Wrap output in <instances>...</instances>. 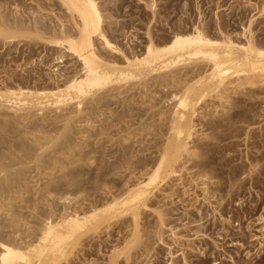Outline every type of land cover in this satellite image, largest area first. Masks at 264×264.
I'll list each match as a JSON object with an SVG mask.
<instances>
[{"label":"bare ground","instance_id":"bare-ground-1","mask_svg":"<svg viewBox=\"0 0 264 264\" xmlns=\"http://www.w3.org/2000/svg\"><path fill=\"white\" fill-rule=\"evenodd\" d=\"M51 1L64 8L68 25L60 16L51 26L42 15L26 22L19 16L7 19L0 10V42L37 39L56 50L55 63L51 60L53 64L44 73L46 77L43 75L49 85L40 86L44 83H38L39 76L33 84H0V264H71V257L76 259L80 247L89 245L94 234L104 230V237L111 236L112 226L122 234L128 221L132 238L124 244L130 247L123 252L112 247L106 258L108 264H120V257L124 264H131V244L145 235L141 230L146 231V226L140 221L146 212L156 217L154 244L166 247L167 264H175L177 255L188 264L183 251L175 254L164 241L163 228L169 224L165 217L178 211L176 197L193 189L191 200L198 206L192 202L190 206L199 219L204 214L201 203L211 213L223 205L219 182L211 181L219 167L213 164L223 151L219 150L222 143L215 141L231 139L239 130L235 124L252 116L253 106L239 105L235 96L242 94L250 100L255 89L264 86V45L255 43L254 21L250 18L235 36L216 21L218 34L211 35L196 0L198 21L186 27L179 19L174 28L168 25L169 35L159 39L152 33L153 26H147L145 39L140 41L125 38L113 12L116 0ZM157 2L149 0L146 5L153 22ZM65 57L72 63L63 65L61 71L58 64ZM144 114L149 118H143ZM132 119L139 120V125L132 127ZM201 124L210 130L201 132L202 137L196 135ZM141 131L145 138L146 134L154 138L152 150L143 145L148 138L146 142L143 136L138 139ZM225 144L230 146L232 141ZM258 157L249 156L252 164H257ZM187 162L194 170L184 178L190 169ZM235 169L227 170L231 174L227 178L233 177ZM174 225L165 229L168 238L178 242L183 235L176 234ZM259 230L264 233V225ZM149 245L144 251L148 257L152 252Z\"/></svg>","mask_w":264,"mask_h":264},{"label":"rangeland","instance_id":"rangeland-1","mask_svg":"<svg viewBox=\"0 0 264 264\" xmlns=\"http://www.w3.org/2000/svg\"><path fill=\"white\" fill-rule=\"evenodd\" d=\"M157 1H158L157 2L158 3V15L156 16V22H153V20H151V18H152L151 12H150L149 8H147V6H146L147 3L149 2V0H146V1L145 0H116L117 5H115V10H113V12L115 13L114 16H116L117 19L120 20V22H118V23H121L120 28L123 27V29H124L123 31H125V34H126L125 38H127V36L129 38L134 37L140 41H143L145 39L144 32L146 31L147 26H150V27L153 26L152 27L153 28L152 33L156 39L157 38L159 39L161 37H164L165 35L168 36L169 32H170L169 26L170 25L172 26V27L170 26V29L174 28L173 26H177L178 24L176 25V23L178 22L179 19L180 20L178 23H184V25L186 27H189V25L198 21V15H197L198 13H197V9H196V5H197L196 0H157ZM184 3H186V5ZM199 3H198V6H200V7H198V8H200V10L202 11V16H203V20H204L203 22L206 23V26L209 25L208 27L210 28V31H209V29H208V31L211 32L210 33L211 35H212V33H213V35L218 34V32L215 29H217V27H216L217 23L220 22V24H222L221 27H222L223 31H226V33H230V34L232 33L233 35L232 34L231 35L235 36L238 33L242 32V29H241L242 26L247 25L249 19L252 18V20L254 22L252 25L253 29L252 28L251 29H252V34L254 33L253 38L255 39V37H256L255 43H257V44L259 43L261 45H264V10H261L262 7L264 6V0H251V2H248L247 0H199ZM60 7L61 6L58 5L57 3H55V1H51V0H0V10L3 13L1 11L0 12H1V14H3V16L7 15V16H4L7 19L8 18L11 19L12 16L13 17L15 16V18L19 16L21 18V19L18 18L19 20L26 22L27 20L30 21V19H32L33 16L39 17L42 15L41 18L43 17L42 19L44 20V22L46 21L45 24L47 26L53 25L55 23V20H56L55 17H59V16H60L59 18L65 22V25L68 23L67 22L68 18L66 16V12H65L63 7H61V8ZM116 8H118V9L116 10ZM259 10H261L262 12H259ZM262 13H263V15H262ZM258 14L262 15V16H259ZM45 15H47V16L44 18ZM216 17H218V19ZM29 21L27 23H29ZM216 21H218V22H216ZM160 26H161V28H160ZM214 32H217V33H214ZM120 38H122V37L119 36V39ZM36 40L35 41H33V40L32 41L22 40V41H19V43L18 42H16V43L10 42L9 43V42H5V41L0 42V84H2V82H4V83L6 82L7 84L8 83L13 84V82L15 84H18V83L24 84L25 82L33 84V81H36L37 76H39L38 80L39 79L40 80L38 83H41V82L44 83L41 85L39 84L40 86L45 85V83H47L49 85L48 82H46V81L44 82L45 77H46L44 75V73L49 71L48 70L49 64L52 65L53 63H55L52 60V58H53V56L56 55L54 53V52H56V50L51 49V47H47V45L42 43L41 40H37V42H36ZM5 43H8V44H5ZM40 60H42V63L39 62ZM51 60L53 61V63ZM64 60H65L64 63L58 64V67L61 71H62V69H64L62 67L63 65H66V64L70 65V62H71L70 61L71 59L69 57L68 58L65 57ZM37 61L39 64L36 63ZM61 67H62V69H61ZM34 69H35V71H34ZM20 81H21V83H20ZM260 89H261V91H260ZM258 90L260 92H258ZM237 95H239V94H237ZM237 95L235 97L238 100H236V98L233 97V95H232V99L236 100L238 102V104L242 105V106H243V104L245 105L246 103L252 105L253 106V113H252V116L247 119L248 122L249 121L251 122L250 124L249 123L247 124V121L242 122V123L240 122V124L239 123L235 124V126H238V129H239L237 132L238 134L237 133L235 134L236 136L234 135V136H232V138L230 137L231 139L222 137V138H224V140L222 139L221 141H218V142L215 141L216 143L220 142L219 143L220 145L222 143V146H221V148H219V150L223 149V151H220L221 155L218 158H216L217 160H215V163L213 164V167L217 168L218 165H219V167L216 169V171H213V173H214L213 177L214 178H213V180L211 179L212 182H215V183L217 181L219 182V183H216V184H218L217 186L220 188L218 195L223 196V198H225L222 201L223 205H221V207H219L220 208L218 211L219 213L218 212H213L215 214L211 213L212 212L211 209L209 207H207L205 204L203 205L201 203V208H202V206H204L205 208L203 207L202 209L203 210L205 209V210L204 211L202 210V212L204 214L200 215V217H201L200 219H203V220H200L198 217L199 215H197L195 210L192 209L190 206L194 202V201L192 202V200H191L194 197V194H191L192 191L194 190L193 189V190H189V192L187 193L188 195L186 194L187 196L183 195L184 198L182 195L180 196L181 198H183V200L181 199L183 202H180L181 201V200H179L180 197L177 198L176 197L177 195L175 194L174 197H172V199L175 200V197H176L175 201H177V200L179 201V202L175 203L178 206L177 210L179 211V213H178V211H176V212L173 211L172 213H169L165 217L166 221L170 224V225L168 224V226H173L174 224L177 225V226L174 225L175 226L174 230L176 231V234L178 236L183 235V236H181L183 238L179 239L178 242H173L172 240H170L171 238H168V237H170V236H168L169 231H168V229H165V228H168V226H167V227L163 228V231H164L163 238L165 237L164 241L167 240L166 241L167 244L171 246V249H172V251H174L175 254H178V253L183 251V254H184L183 256H186L185 258L187 259V261H189L188 264H214V263L215 264H264V233H262L259 230L264 225V141L261 140V139H264V86L257 87V89H255V92H254V97L252 96L253 98L251 97L250 100L245 99L247 97L243 96L242 94L239 96H237ZM254 98H257V99H254ZM242 99L245 101L241 102ZM251 99L253 101H251ZM133 104H136V103H133ZM254 110H255V114H254ZM259 115H262V116H259ZM144 116L146 118H149V115L144 114L143 118H145ZM218 116H222V113H219ZM209 118H213V117L208 116V119ZM153 119L155 120L156 118L150 117V120H153ZM136 120L137 119H132L131 122L134 125L132 127H136L139 125V124H136L137 122L139 123V120H137V122H136ZM239 125H241V127ZM199 126H197L198 132L196 133V135H199L200 137H202L201 135L203 132L204 133H210V130L203 127L202 124ZM202 128L203 129L205 128L206 130L205 129L203 130ZM245 128L246 129L248 128V130H246ZM199 130H201V131L199 132ZM244 131H246V132L248 131V132L244 133ZM248 133L250 134V136ZM146 135L147 136L149 135L147 137L148 139L145 138L146 137L145 132H142V135L139 133L140 138H138V139H141L143 136L144 142H146V139L150 140L146 143H143V145L148 144L147 146L150 147V150H152L153 145H154L153 144L154 138L151 140L152 135H151V137H150V134H146ZM245 135L248 136L247 139H246ZM251 136H254V138H251ZM154 137H157V136H154ZM230 141H232V144L230 146H226L225 143H229ZM149 142H151V145ZM252 142H253V144H252ZM224 144H225V146H224ZM136 147H138L137 144H136ZM251 155H253V156L258 155L259 156L257 159H255L257 164L255 163V161H253L254 162L253 164H255V166L252 164V160L249 158V156H251ZM223 157H224V159H223ZM225 159H227V161ZM221 162H223V165L221 164ZM186 164H187V166H186ZM188 165H189L188 162L185 163V166L187 168H190V166H188ZM190 165H191V163H190ZM250 165H252L254 167H252ZM237 166H238V168H237ZM239 166H242L243 168H246V169L240 168ZM231 167L233 169L236 168L237 170L235 169L236 171H235V173H233L232 178L231 177L227 178L229 173H231L230 171H233ZM255 169H256V171H255ZM192 170H194V169L190 168L189 170L185 171V173L183 174L185 177L184 176L183 177L184 178L188 177L189 175L187 173L189 171L191 173ZM227 170L229 173H227ZM249 170L251 171V173H249L248 174L249 176H248L247 173L249 172ZM242 172H244L245 174L242 175ZM234 174H235V176H234ZM216 176H218V177H216ZM229 176H231V174ZM229 186L231 188H229ZM227 189L229 190L228 194H227ZM178 191H179L178 193H182V189L181 190L179 189ZM190 191H191V193H190ZM197 193H199L198 190H197ZM227 195H229V196H227ZM185 196L187 197L186 201H185V199H186ZM228 198H229V200H227ZM165 199L166 198H164L163 201ZM226 201H227V203H226ZM164 202H168L167 199ZM182 204L184 206H182ZM194 204H196V205H194ZM213 204H214V202H213ZM193 206L197 207L198 202L193 203ZM206 208H208L207 212H206ZM209 209H210V212H208ZM180 211H181V213H180ZM188 211L190 213H188ZM193 211H194L195 215L193 214ZM205 212H206V214H205ZM186 214H189L190 216L186 215ZM153 215L154 214H151L150 212H146V214L145 213L142 214V218H141L140 222L142 225L145 224V226H146L145 230L146 231H143L144 228L141 230V232H143L142 234H145V235L142 236V239L139 238L141 240L138 239L137 242L140 241L139 243L136 242L135 243L136 245H135L132 242L133 244H131L133 249H132V251H130L131 249H129V251H130L129 253L130 254H131V252L134 253V254H132L133 259H131V261H130L131 264H143V262H144V264H167V262H168L167 261L168 256H167L166 247H164L163 245H159L157 243L154 244L155 238H156L154 232H156L157 229L155 228L156 225L153 226L154 222L156 224V221H155L156 217ZM183 215H185V216H183ZM202 215H203V218H202ZM216 215H218V216H216ZM219 215H221L222 217ZM177 217H178V219H177ZM192 217H194V218H192ZM197 217H198V219H197ZM260 218H263V220L261 221ZM189 219H190V221H189ZM188 221L190 222V224ZM195 221L198 222V225L203 226L202 227L203 229H200L201 227L198 225H197L198 227H196ZM127 223L123 225V226H125V225H128V226H125L126 228L123 229L124 232L122 234L120 233L118 235L116 233L118 231L116 226L111 227V229H110V235L111 236L104 237L105 236L104 230L99 231V233H97L98 235L94 234L92 237L93 239L90 241L89 245L86 246L84 244L85 246H81L83 249H81V247H80L79 252L82 253V254L80 253V255L83 258H81L77 252L76 259H73L74 257L73 258L71 257V259H72L71 264H73V263L74 264H79V263L80 264H93V263L94 264H108L107 258H108L109 253L111 252L112 247L114 249H116V250L118 249L122 252L125 251V249H127V247H130V245H128L127 243L124 244L125 242L130 240V238H132V237L129 238V236H130L129 231H131V228H130L129 221ZM199 223H201V224H199ZM113 227H114V230H113ZM127 227H129V228H127ZM154 228H155V230H154ZM196 228H199L200 230L198 231V229H196ZM126 229H127V234H126ZM201 230H202V232H201ZM149 231L151 233H148ZM149 234H151V235H149ZM100 236H102V237H100ZM119 236H120V238H119ZM97 238H99V239H97ZM102 238H105V239H102ZM187 238H190V239H188V241H187ZM114 239H118V241L114 240ZM153 239H154V241H153ZM105 241H107V242H105ZM116 241H117V243H116ZM135 241L136 240H134V242ZM189 241H190V243H189ZM142 242H143V244H142ZM148 242L150 245L147 244ZM184 242H188V243L186 244ZM215 242L218 244H216ZM84 243H87V241H84ZM177 243L179 245H177ZM98 244H100V245H98ZM137 244H139V245H137ZM189 244H190V247H187V246H189ZM215 244L217 245L216 248H215ZM148 245L150 246L151 251H152L149 253V257L145 256L146 255L145 249H146V246L148 248ZM181 246H182V248H181ZM142 247H143V249H142ZM191 247H192V249H191ZM87 249H89V250L87 251ZM140 250H142V251H140ZM135 251L136 252L138 251L137 253H139V254L135 253ZM150 254H152L153 256H150ZM138 256H140V257H138ZM120 258H122V257H120ZM120 258L118 261H121L120 264H124L122 261L123 259L120 260ZM141 258H142V261H139V259L141 260ZM181 258H182L181 255H177L176 258H174V263L176 264V262H177L178 264H183L184 262L183 263L181 262L182 261ZM147 259H150V262L147 263L146 262ZM137 260L139 261V263Z\"/></svg>","mask_w":264,"mask_h":264}]
</instances>
